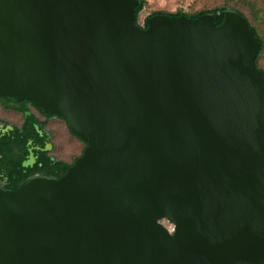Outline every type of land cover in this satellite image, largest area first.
I'll return each mask as SVG.
<instances>
[{
    "label": "water",
    "instance_id": "obj_1",
    "mask_svg": "<svg viewBox=\"0 0 264 264\" xmlns=\"http://www.w3.org/2000/svg\"><path fill=\"white\" fill-rule=\"evenodd\" d=\"M136 5L0 0V96L85 144L0 188V264H264L259 40L234 10L144 27Z\"/></svg>",
    "mask_w": 264,
    "mask_h": 264
},
{
    "label": "trees",
    "instance_id": "obj_2",
    "mask_svg": "<svg viewBox=\"0 0 264 264\" xmlns=\"http://www.w3.org/2000/svg\"><path fill=\"white\" fill-rule=\"evenodd\" d=\"M233 3H238L240 1H245L251 8L252 19L254 23L259 24L264 18V4L259 5L256 4L253 0H229ZM146 4V0H137V5L135 7V24L138 23V15L143 10ZM226 10H234L239 12L247 21L249 27L253 30L255 36L259 40V48L255 57V65L258 66V58L264 49V38L258 31V26L254 25L250 19L244 14L243 11L234 8L227 7L226 5H218L214 6L210 9L200 10L195 13H186L183 10L179 9L176 12H166V11H154L151 12L147 17L152 16L154 14H168V15H186L188 17L195 18L204 13H210L213 15L214 23L216 25L220 24L223 20L224 12ZM146 17V18H147ZM145 18V19H146ZM143 26H146L145 20ZM264 69V68H261ZM2 97V96H0ZM5 99H9L11 101H16L11 97H2ZM26 109V107H23ZM40 109V108H39ZM42 111V109H40ZM37 123L34 117H27L24 124L17 128L15 127L13 130H8L6 132L0 133V179L2 176H7V182L10 186V189H15L19 185L28 181V179L33 176L35 173L43 174L46 177L58 178L60 177L69 165L73 163L75 158L71 163H66L62 160H52L50 156L42 151L34 150L35 156H37V161L32 167L25 168L26 171H23V167L21 166V162L27 157V142L29 140L32 141V145L43 147L46 143L44 138H41L37 133L34 125ZM44 125H39L41 128ZM44 139V140H43ZM85 146V145H84ZM83 150V148H82ZM82 152V151H81ZM81 154V153H80Z\"/></svg>",
    "mask_w": 264,
    "mask_h": 264
},
{
    "label": "rangeland",
    "instance_id": "obj_3",
    "mask_svg": "<svg viewBox=\"0 0 264 264\" xmlns=\"http://www.w3.org/2000/svg\"><path fill=\"white\" fill-rule=\"evenodd\" d=\"M247 1V0H246ZM250 1V0H249ZM256 4L263 5L264 0H253ZM218 5H226L227 7H234L244 12V14L250 19V21L258 26V31L264 38V18L262 21L257 24L253 22L251 8L245 1H240L238 3H233L229 0H146V4L143 10L138 15V23L143 26L145 18L154 11H166V12H176L181 9L186 13H195L200 10L210 9L214 6ZM258 66L260 68H264V49L258 58ZM0 117L5 119L6 121L12 123H20L22 117L20 114H13L0 109ZM52 129L56 131H60L61 133L59 138H63L60 142L58 138L56 141L59 142L58 149L56 154H58L59 158L71 161L72 156L79 154L82 149V144L72 138L65 129V126L62 124L61 126L58 123H54V121L49 124ZM163 223L168 226L170 229L172 226L163 221Z\"/></svg>",
    "mask_w": 264,
    "mask_h": 264
},
{
    "label": "flooded vegetation",
    "instance_id": "obj_4",
    "mask_svg": "<svg viewBox=\"0 0 264 264\" xmlns=\"http://www.w3.org/2000/svg\"><path fill=\"white\" fill-rule=\"evenodd\" d=\"M2 97H0V109L3 111L9 112V113L20 114L22 119L20 123H12L0 117V133L6 132L8 130H13L15 127L17 128L21 127L26 121L27 117L32 116L37 121V123H35L34 125L37 133L39 134L41 138H44L46 141L43 147L35 146V145L33 146L31 140L27 142L28 154H27V157L21 162V166L24 168L23 169L24 172L26 171L25 168L32 167L37 161V156H35L34 150L41 149L42 151L46 152L52 160H62L66 163H71L75 157L77 158L80 155L82 149L79 152V154L72 156L71 161H68V160L59 158L58 154H56V151L58 149L57 147L58 145H60L59 142L56 141V138H58L60 142L63 140V138L62 139L59 138L61 136L60 135L61 133H59L60 131L55 132L52 129V127L49 125L50 122L52 121H54V123H58L59 126L63 124L68 134L72 138L78 140L82 144V148H84V145H85L80 139H78L75 135H73L69 131L67 124L63 118L55 114H47L43 110L41 111L40 110L41 108L39 109V107L36 106L31 100H28V99L16 100L15 99L16 101H11L9 99H5ZM23 107H26V109H23ZM39 125H44V126L40 128ZM48 144H50V147H48ZM30 153H32L33 155V158H34L33 162H30ZM36 176L46 177L45 175L39 174L37 172L33 176H31L28 179V181L31 178L36 177ZM47 178H52V177H47ZM0 188L3 190H12L10 189V186L7 182V176H2V178L0 179Z\"/></svg>",
    "mask_w": 264,
    "mask_h": 264
}]
</instances>
